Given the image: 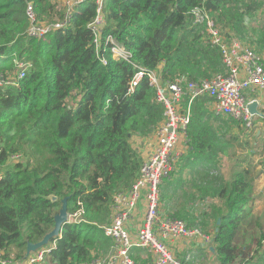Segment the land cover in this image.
<instances>
[{
	"label": "trees",
	"instance_id": "trees-1",
	"mask_svg": "<svg viewBox=\"0 0 264 264\" xmlns=\"http://www.w3.org/2000/svg\"><path fill=\"white\" fill-rule=\"evenodd\" d=\"M29 2L39 21L52 23L64 15L57 0H0V252L11 262L24 259L27 244L53 228L67 198L68 216L80 220L64 224L43 263L89 264L109 248L103 227L114 214L115 196L139 176L142 157L131 140L152 136L164 119L147 72L155 71L161 82L210 79L223 70L221 54L205 24L193 22V10L205 12L225 36L240 39L263 1L105 0L102 43L110 34L132 53L127 62L103 52L106 64L96 58L88 27L94 3L75 9L61 31L38 39L26 34ZM255 42L264 49V29ZM21 61L29 66L19 78L15 70ZM136 67L145 74L131 90ZM188 100L185 94L184 107ZM208 101L206 96L191 101L188 148L175 166L179 176L162 190L168 201V193L183 184L181 174L197 173L194 195L186 201L203 206L197 217L183 204L166 214L199 226L220 264H239L251 252L239 243V230L256 177L251 164L226 176L210 167L192 171L193 163L209 161L229 146L231 121L239 127L210 111ZM263 240L264 229L254 239L256 253ZM143 252L132 250L138 264L150 261ZM256 263L264 264V258Z\"/></svg>",
	"mask_w": 264,
	"mask_h": 264
},
{
	"label": "built area",
	"instance_id": "built-area-1",
	"mask_svg": "<svg viewBox=\"0 0 264 264\" xmlns=\"http://www.w3.org/2000/svg\"><path fill=\"white\" fill-rule=\"evenodd\" d=\"M57 1L64 9V15L52 23L39 21L32 3L26 5L27 36L39 39L53 31H61L69 23L75 9L86 2H92L95 17L88 23V27L93 35L96 58L106 64L103 52H107L112 59L130 62L131 51L112 35H107L102 43L105 0ZM193 14V22L204 23L210 43L218 47L223 70L199 82H189L183 77L161 82L155 71L147 72L149 82L156 87V101L164 107V119L154 133V143L141 155L138 178L128 191L115 196L114 214L110 223L103 227L104 235L112 241L109 255L101 260L95 258L89 264H136L131 253L138 248L151 253L148 264H192L191 254L176 257L168 243L193 238H198L202 244L210 242L209 236L201 233L199 228L187 225L186 221L172 218L161 220V184L188 148L186 132L190 120L189 105L194 98L206 96L209 109L215 115L238 120L246 128L253 125L252 119L255 116L249 112L247 105L253 100L259 102V94H264V57L237 37L225 36L199 8L193 10ZM16 64V74L21 78L29 63L21 61ZM136 68L130 84L131 90L145 74L143 68ZM247 93L254 97L247 99ZM185 94L189 97L187 107L182 105ZM17 157L14 155L11 159ZM71 220L80 218L76 214L69 215L67 222ZM53 247L48 245L31 252L18 262H11L0 252V264H42L46 253Z\"/></svg>",
	"mask_w": 264,
	"mask_h": 264
},
{
	"label": "rangeland",
	"instance_id": "rangeland-1",
	"mask_svg": "<svg viewBox=\"0 0 264 264\" xmlns=\"http://www.w3.org/2000/svg\"><path fill=\"white\" fill-rule=\"evenodd\" d=\"M262 6L257 10L256 16L248 19L246 23L247 32L245 33V37H240L241 40L247 45L250 46L254 51L264 57V49L258 50V46L255 42L257 32L262 31L264 29V0ZM209 17V16H208ZM209 19H211L209 17ZM212 20V19H211ZM28 69V68H27ZM26 69V70H27ZM16 71V70H15ZM15 71L13 72L15 74ZM262 94H259L260 97ZM264 95V94H263ZM247 99L253 98L254 96L247 93ZM260 100V99H259ZM259 111H264V103H262V108L259 106ZM264 114V112H263ZM227 119L229 117H223ZM234 121L239 122L238 120L233 119ZM253 125L250 128H246L244 124L239 122V127L234 126V122L231 121V126L227 127V135L231 136L229 140V146L225 148L224 151L218 153L214 156V158L208 160H202L200 162L193 163L192 171H196L198 169H206L207 167L216 169L221 175L226 176L228 172H230L233 168L239 166V169L251 164L254 168L255 174V182H254V190L252 195L250 196L249 202L246 205L247 217L241 224L239 230V243L248 246L245 249H250L251 252H247V258L243 259L239 264H257L261 258H264V240L261 242V246L259 252L256 253L254 239L260 234V232L264 229V118L263 120H258V117L255 116L252 119ZM145 143H142V149L140 148L139 141L140 139H132L131 143L135 148H139L141 150V155H143L147 150L151 147V145L155 141L154 134L148 138L144 139ZM184 154V153H183ZM183 156V155H182ZM13 161V160H12ZM176 166V165H175ZM176 170L174 169L170 175L165 178L161 184V197H160V213L161 220H165L166 218H170L167 216L166 211L168 208L167 202H174L175 205L180 206L185 200L187 195L190 193L194 195V184L198 183L197 173H188L185 172L180 175V178L183 181L181 188L170 191L171 197L167 201L163 197V188L168 183L170 187H173L175 179L179 175H177ZM172 183V184H171ZM196 197V195H195ZM183 199L180 202V199ZM203 205L201 203L195 202L190 208L193 209V215L197 217L200 208ZM200 229L199 226H195ZM191 239V238H190ZM188 241L189 239H185ZM196 242H199L198 238H193ZM197 242V243H198ZM109 248L105 254L96 257L97 259H104L110 253V247L112 245V241H109ZM172 242L168 243L171 251L174 253L176 257H180L184 253H180L174 249L175 247L171 245ZM210 244V245H209ZM171 245V246H170ZM209 248L212 247L211 243L205 244ZM213 248V247H212ZM192 253L191 251H189ZM132 255V254H131ZM147 256H151V253L146 251L143 252L142 257L146 258ZM133 258V257H132ZM134 259V258H133ZM135 260V259H134ZM136 262V260H135ZM149 263V261H148ZM45 264V263H43ZM136 264H138L136 262ZM192 264H220L216 257L213 254H210L208 250L204 252V256L196 258L193 257Z\"/></svg>",
	"mask_w": 264,
	"mask_h": 264
},
{
	"label": "water",
	"instance_id": "water-1",
	"mask_svg": "<svg viewBox=\"0 0 264 264\" xmlns=\"http://www.w3.org/2000/svg\"><path fill=\"white\" fill-rule=\"evenodd\" d=\"M257 106H258V102L256 100H253L250 103H248L247 108L252 115L260 118H264V114L258 110ZM67 219H68L67 198H63L61 201L60 209L54 215L53 228L48 233H46L40 241L36 243H28L26 247L25 256H28L31 252L41 249L42 247L48 245L52 239L60 236L62 227L67 222ZM219 222L220 220H217V223ZM210 250L213 251V248L210 247Z\"/></svg>",
	"mask_w": 264,
	"mask_h": 264
},
{
	"label": "crops",
	"instance_id": "crops-1",
	"mask_svg": "<svg viewBox=\"0 0 264 264\" xmlns=\"http://www.w3.org/2000/svg\"><path fill=\"white\" fill-rule=\"evenodd\" d=\"M259 102H258V110H259V106L262 108V103H264V95L262 94L260 97H259ZM134 139V138H133ZM135 139H140V138H135ZM145 140H144V138L143 139H140V141H139V145H140V148L142 149V143H143V145H144V142ZM139 151H140V153H141V150L139 149V148H137ZM185 154V153H184ZM184 154H182V155H184ZM179 189V188H178ZM172 191V190H171ZM168 194H170V193H168ZM171 195V194H170ZM169 200V199H168ZM183 199L181 198L180 199V202L182 201ZM195 202H198V203H201V202H199L198 200H194V202H191V201H184L182 204L186 207V208H190V206L193 204V203H195ZM167 204H168V207L170 206L169 204H171V207L170 208H173V207H175V206H177V205H175V203L174 202H171V201H168L167 202ZM202 204V203H201ZM203 205V204H202ZM140 207V206H139ZM138 219V218H137ZM134 224V223H133ZM198 241H194V240H188V241H186V240H182V241H175V242H172V246H174L175 248V250H176V252L178 251L179 252V254L180 253H184L183 255H181L180 257H182V256H184L185 254H191V256H192V258L195 256L196 258H199V257H203L204 256V252L206 251V250H208V252L210 253V254H213L214 255V253H213V251H211L210 250V248L208 247V246H206L205 244H202L201 242H198ZM170 245V246H171ZM189 251H191L192 253H190Z\"/></svg>",
	"mask_w": 264,
	"mask_h": 264
}]
</instances>
